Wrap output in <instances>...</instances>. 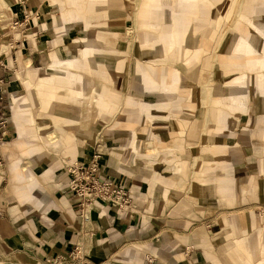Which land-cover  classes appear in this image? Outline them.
<instances>
[{
  "label": "rangeland",
  "instance_id": "1",
  "mask_svg": "<svg viewBox=\"0 0 264 264\" xmlns=\"http://www.w3.org/2000/svg\"><path fill=\"white\" fill-rule=\"evenodd\" d=\"M52 2L54 7L50 6V0H0V30H2L0 31V59L7 57L10 62L12 61L11 55L15 59L16 54L20 56L19 52L16 54L15 52L18 50L24 52L27 47L52 48V51L58 50L63 56L65 47L68 45H62V40L58 35L63 37L66 30L64 27L73 26L79 20L83 24L79 26L80 37L73 41L70 48L66 49L72 53L75 46L83 50L81 40L83 36L85 37L83 33L86 27L85 17L90 19L91 24L93 22L92 25L97 24L89 32L100 33L104 39L102 41L109 42L107 46L120 53L96 57V59L109 61L113 67L105 73L98 69L87 73L82 72L79 81L73 78L72 82L67 79L51 82L50 84L55 86L52 89L48 87V84L46 87L43 83L37 86V84L28 82L36 92L33 96L35 104L30 105L27 100L25 103L19 102L25 107L24 114L29 120H21L19 125L12 117V95L24 90L19 80L20 75L24 77L25 72L17 70V67L12 64L10 68L0 66L2 68L0 77L5 83L3 92L9 119L7 136L0 151L10 153L13 161L16 160L14 163L17 164L18 169L23 172L33 171V169L39 171L46 164L29 159L23 154L22 148L14 142L18 138L21 140L22 137H30L31 142H36L35 146L47 144V147L43 148L47 159L55 158L59 167L66 166L76 158L89 161L93 156L98 155V159L103 164L111 162L115 168H122L139 186L145 201V203L142 202V206L148 207V210L155 214L151 215L152 221L143 223L142 238L143 245L146 246L143 249L149 248L152 254L143 255L140 264H209L204 257L205 250L214 253L222 264H232L224 252L220 251L224 243L232 242L233 236H226L232 222L240 231L238 235L245 233L249 236L248 240L236 241L240 257L243 258L241 264H260L264 258L262 252L264 198L259 197L256 192L252 193L253 185L250 188L248 182H251V179L249 177L247 181V169L244 164L237 165L234 162L235 154H237L236 148L227 140L225 129L221 132L216 130L218 121L216 114L218 108H223L230 116L235 115L239 125H243L248 131L257 127L258 140L264 143V138L261 137L264 136V69L260 70L259 65L249 64L251 60H246L244 57L236 62L228 55L231 45H234L238 37L246 38L255 35L253 50L258 55L264 56V10L259 13L250 10L256 0H198L190 10H186L184 3L177 2V9L172 14L170 30L159 31L163 37L162 45L153 48L151 44L156 33L153 31V35L149 36V41H146L145 33L150 29L144 26L142 20L147 18L149 11L156 12L157 10L160 11L158 13L161 16L158 26L163 27L165 8L155 9L144 6L146 0H121L122 6L112 8L113 11L106 15L104 11L111 6L108 0H83L80 8L76 0H52ZM235 2L237 6L229 16V11ZM204 8L208 13L205 11L202 14L201 10ZM57 9L61 11V20L65 24L58 35L49 26L50 19L46 16H59L60 12ZM218 9L223 11V15L220 16L218 24L216 22L212 24L213 16ZM242 14H246L251 22L243 21ZM101 17L106 22L102 27L98 24ZM170 19L169 13L168 20ZM11 21H18L19 25L12 27ZM36 23H45L46 27L37 29ZM153 24L155 25L156 22ZM74 32L76 35V29ZM167 32L169 33L166 34ZM176 32H186L185 45L191 49L189 56L172 53L171 46L175 41ZM212 32L213 38L210 36ZM52 37H56L58 46L55 47L51 43ZM9 40L12 43L11 47L8 44ZM97 51L98 49L89 50L88 54L96 56ZM62 56L58 57L62 58ZM81 58V56L78 57V59ZM52 59H56V55H53ZM73 63L74 60L69 65L59 67L67 73L80 71L75 69ZM100 73L109 76L107 85L111 92L117 95V98H113L111 105L102 110L92 105L88 99L87 112H85L87 114L83 113L84 108L80 109L81 111L77 114L79 118L87 115L86 119H88L79 123L76 128L85 130L93 127L92 138L84 133L74 136L69 142L63 140L62 134L65 129L61 128L60 124H56V119L52 117L54 108L49 106L62 110V105L57 103L61 99L68 104L84 106V97L76 100L69 94L80 91L86 95L92 90L99 93L102 82L105 83ZM142 73L152 75L158 82L146 81L144 83ZM37 74L50 73L41 69ZM240 74L248 75V79L246 80L245 77L242 81L245 84V95H241L242 90L231 95L226 91L225 86ZM161 77H164L166 82L165 87L162 88L158 86L161 83L159 82ZM71 83L72 86H70ZM135 89L138 92L140 89L142 94H137ZM49 93H52L51 97ZM97 96L99 95L93 98L96 103L99 99ZM130 96L135 99L131 103L128 101ZM232 97L243 98L244 108H230L228 104ZM48 99L53 100V105L48 104ZM214 101H219V105H216ZM186 106H190L191 113L184 112L188 110ZM126 108L137 110L135 115L139 116L141 123L140 121L133 122L132 119L136 120L137 117L133 118L135 116L133 113L124 112ZM173 109L176 112L181 110L182 112L173 114L171 112ZM173 115L178 116L176 117L178 120H199L200 125L199 140L192 141L187 146L183 145L180 153L175 145L184 143L180 142V139H188L185 138L186 130L183 126L178 129L179 133L174 132L171 122L176 118ZM20 127L23 130L18 129ZM143 128H150L149 130L153 132L152 139L144 141L142 135L139 134L141 140H137L139 146L135 149V153V137L138 131L141 133ZM50 131H56V133L51 136ZM217 140L224 142L226 146L213 153ZM172 149L174 151L171 152ZM183 150H187L186 153H183ZM136 155L138 165L134 161ZM150 159H152V164H150ZM226 166L231 173L233 172L232 174L236 171V175H241L235 184L238 193L234 202L229 203L227 198L219 194L222 198L220 206L222 208L216 210L218 214L212 221V225L192 230L193 236L203 237L201 242H187L186 239H180V233L174 234L175 240L167 239L165 231L167 203L171 204V202L184 198L185 189L192 181L216 184L215 174H227ZM155 174L168 180V183L161 179H152ZM32 175L29 180H36L38 175L35 173ZM47 264L50 263L47 262Z\"/></svg>",
  "mask_w": 264,
  "mask_h": 264
},
{
  "label": "crops",
  "instance_id": "2",
  "mask_svg": "<svg viewBox=\"0 0 264 264\" xmlns=\"http://www.w3.org/2000/svg\"><path fill=\"white\" fill-rule=\"evenodd\" d=\"M82 1L83 0H76L79 8L82 5ZM108 1L111 6H108L107 10L104 11L106 15H109V13L113 11L112 8L122 6L121 0ZM50 2V6L54 7L55 5H53L52 0H50ZM177 2L184 3L186 5V10H190L195 6L198 0H172L171 2L168 0H146V2H144V6L153 7L155 9H166L164 15L165 20L162 23L163 25L161 24L163 27L158 26V22L160 21L159 17H161L158 12L160 11H149L147 18H143L142 20L144 26L150 29L145 33L146 41H149V36L153 35V31L156 33V36L154 35V41L151 44L153 48H158L159 45H162L163 37L159 31L163 29L170 30L172 26V14L177 9ZM236 6L237 2L234 3L232 9L229 11V16L233 13ZM259 6H261V8ZM57 10L60 12L59 16H46L50 19L49 26L53 29L54 33L58 35L65 24H63L61 20V11L59 9ZM169 10H172V12H169ZM262 10H264V0H256L253 11L259 13ZM201 11L202 14L205 11L208 13L205 8ZM167 13L168 15L170 13V20H168ZM222 13L223 11L218 9V12H215L214 16L212 14V24H215V22L216 24L219 23L220 16L223 15ZM103 17H101L98 22L101 27L106 23ZM242 20L251 22L246 14H242ZM153 22H156V24L154 25ZM92 24L90 19L85 17L86 27L83 32L85 37L83 36L84 38L82 37L81 40L84 46L83 50H79L77 46H75L73 53L66 49L67 47L70 48L73 41L80 37L79 26H83V24H81L79 20L75 22L73 26L64 27L66 30L63 37L58 35L62 40V45H68H65L63 56L58 50L52 51V48L35 49L27 47V50H24V52L21 50L15 52V54L19 52V57L16 54V58L14 59L11 55L12 61L10 62L7 57L1 59L6 67L12 64V66L14 65L17 67V70L25 72L24 77L20 75L21 78L19 80L24 90L21 92L18 91L12 95V117L17 125L21 124V120L29 121L28 117L24 114V111H26L25 107L19 104V102L23 101L25 103L27 100L28 104H35L33 96L36 92L31 88L29 83L32 82L34 85L37 84V86L43 83L46 87L48 84V87L52 89V87H55L54 84H50L53 81L67 79L72 82L73 78L79 81L82 72L87 73L98 69V71L105 73L108 69L113 68L109 61L106 62L103 59H96V57H102L104 55L110 56V54H118L120 51L108 47L107 45H109V42H103L102 40L104 39L100 33L94 34L89 32L91 28L97 25ZM166 24L168 25L164 26ZM36 25L37 29L46 27L45 23H36ZM70 25H72V23H70ZM75 29L77 31L76 35L74 32ZM168 33L169 32L166 34ZM210 36L213 38V32ZM186 37V32H176L174 34L175 41L171 46L173 48L172 53L174 52V54H180L185 57L190 55L191 49L185 45ZM253 37H255V35L246 38L243 36L238 37L234 45H231L228 55L231 60L236 62L242 60L243 57L246 58V60H251L249 64H254L255 66L259 65V68H261L260 70H262L264 69V56L258 55L253 50ZM51 43L55 45V47L58 46L56 37H52ZM94 49H98L96 52L98 54L96 56H93V54L89 55V50ZM53 55H56V59H52ZM58 56H62V58ZM79 56L82 58L78 59ZM72 57L76 58L71 59ZM72 60H74L73 64L75 69L80 71L76 70L67 73V71L61 70L59 67L60 65H69ZM255 60L256 62L254 63ZM1 69L0 67V70ZM41 69H44V71L50 74H37ZM260 70L258 72H260ZM102 73L100 74L102 75ZM262 75L263 73L261 72V76ZM245 77L247 80L248 75L240 74L234 77L233 80L225 86L226 91L234 95L242 90L241 95H245V84L242 83ZM101 78L105 82L104 84L102 82V88L99 90L101 94L94 90L88 92L86 95H83L80 91H74L75 93L69 94L70 97L73 96L76 100L84 97L85 107L79 104H68L62 101V99L59 102L57 101L59 105H62V110L55 108V106H49L54 108V110L52 109V117L56 119V124H60L61 128L65 129L63 132L64 134H62L63 140L69 142L74 136L84 133L90 138L94 134L93 127H88L85 130H77L78 128H76L79 123L88 119H86L87 115L80 116V118L77 116L78 112L81 111L80 109L83 108L85 109L83 113L87 114L85 112H87L86 103L88 99H90L92 105L102 110L111 105V102H113L112 100H114L113 98H117V95L111 92L107 85L109 76L102 75ZM142 78L144 83L146 81L158 82L152 75L142 73ZM160 79L159 82L161 83L158 86L160 88L165 87V78L161 77ZM151 82L149 85L152 89ZM70 86H72V83ZM136 89L135 92L137 94H142L140 89L139 92ZM37 91L39 92V90ZM51 95L52 93H49V97H51ZM96 95L102 98L97 96V98H99L97 99V103L96 100L93 101ZM128 98L130 103L135 100L132 99L131 96ZM52 101L53 100L48 99V104L53 105ZM214 103L219 105V101H214ZM244 103L243 98L232 97L228 105L232 109H242L244 108ZM186 107L188 110H184V112H186V114L191 113L190 106ZM21 110L23 112H20ZM126 111L134 115L137 112V110L133 108H130V110L126 108L124 112ZM171 112L174 114L182 112V110L176 112L173 109ZM216 116L218 117L216 130L221 132L225 129L227 140L236 148L237 154H235L236 160H234V162L237 165L244 164L246 167L247 181H249V177L251 179V182H248V184L250 188L253 185L251 188L252 193L256 192L259 197L264 198V184H262V182L264 183V154H262L264 151V143L258 140L259 135L257 133V127L252 131H248L243 125H239L235 115L230 116L223 108H218ZM174 117L176 118L178 116ZM83 118L84 120H82ZM133 118H136V120L132 119L133 122L140 121L137 115L133 116ZM97 120L98 119H96V121ZM171 124L174 132H178V129L182 126L184 130H186L185 138L188 140L184 138L180 139L179 141H183L184 143L175 145L179 153L183 145L187 146L192 141L197 142V140H199V120L188 121L178 120L176 118L172 120ZM186 127L187 129H185ZM167 128H169V126H167ZM18 129L21 130L22 128L20 127ZM149 129L150 128H143L141 133L138 131L134 141V152L137 146H139L137 140H141L139 134L142 135L144 141H150L152 139L153 132ZM254 132L255 135H253ZM53 133H56V131L49 132L51 136ZM261 137L264 138V136ZM29 139L30 137H22L21 140L18 138L16 139L17 141L14 142L22 148L23 154L27 155L29 159L46 164L45 167L39 171L33 169V171L23 172V170L18 169L17 164L14 163L16 160L13 161L10 153L6 154L0 151V264H47L46 258L58 254L64 255L75 244L82 247L91 264H140L143 255L146 253L152 254L149 248L143 249V247L146 246L143 245L142 231L145 222L152 221L151 215L155 214L148 210V207L145 208L142 206L145 201L134 179L132 180L122 168H115L111 162L108 164H103L101 162V172L104 175L121 180L127 186L132 197L131 208L121 215L116 213L107 203L97 200L81 214L74 206V198L68 190L70 175L66 170V166L59 167L55 158L47 159V154L43 149L47 147V144L35 146L36 142H31ZM225 146L226 144L224 142L217 140L213 153L223 149ZM172 151H174V149H172L171 152ZM186 151L187 150H183V153H186ZM205 152L208 153L207 151ZM137 159L136 155L134 157L136 165L139 164ZM75 161L80 163L88 162L81 158H76ZM150 162V164H152V159H150ZM226 167L227 174H215L216 184H204L199 181H192L185 189L184 198H181V200L177 202H171V204L167 203L165 208V231L168 237L167 239L175 240L174 234L180 233V239H186L187 242H201L203 240L201 235L193 236L192 230L204 226L210 227L212 225V221L216 219L218 214L216 210L222 208L220 207L222 198L219 194L227 198L228 202L231 204L237 198L236 194L238 191L235 184H237L238 178H240L241 175H236V171L234 172L235 174H232L233 172L231 173V171H229L228 166ZM148 172L149 169L146 173L147 176ZM33 173L38 176L36 180L31 181L29 177L33 176ZM152 179L164 180L165 178L155 174ZM164 182L168 183V180H164ZM231 208L233 207L231 206ZM239 232L235 223L232 222L226 235L227 237L233 236L232 242L224 243L220 249L232 264L243 263V258L240 257L236 241L249 239V236L245 233L238 235ZM262 246V252L264 254V242ZM163 251L165 250L163 249ZM252 254L251 252V255ZM204 257L209 261V264H222L211 251L205 250ZM260 264H264V258L260 261Z\"/></svg>",
  "mask_w": 264,
  "mask_h": 264
},
{
  "label": "built area",
  "instance_id": "3",
  "mask_svg": "<svg viewBox=\"0 0 264 264\" xmlns=\"http://www.w3.org/2000/svg\"><path fill=\"white\" fill-rule=\"evenodd\" d=\"M10 23L12 27L19 25L18 21H11ZM8 44L11 47L10 40ZM0 66L6 68L1 59ZM3 81L4 79L0 77V147L9 128L3 92L5 83ZM98 158V155H95L88 162L73 161L66 165V170L70 175L68 190L74 198V206L83 214L87 207L100 200L107 203L116 213L122 215L131 208V194L121 180L106 176L101 172V162ZM46 262L50 264H91L85 251L78 244H75L64 255L58 254L46 258Z\"/></svg>",
  "mask_w": 264,
  "mask_h": 264
},
{
  "label": "bare ground",
  "instance_id": "4",
  "mask_svg": "<svg viewBox=\"0 0 264 264\" xmlns=\"http://www.w3.org/2000/svg\"><path fill=\"white\" fill-rule=\"evenodd\" d=\"M252 9V11H253V9H254V5L252 6V7H250V10ZM178 37V36H177Z\"/></svg>",
  "mask_w": 264,
  "mask_h": 264
}]
</instances>
